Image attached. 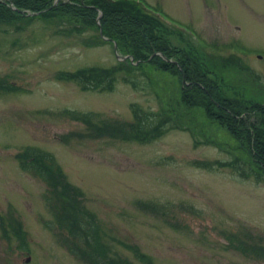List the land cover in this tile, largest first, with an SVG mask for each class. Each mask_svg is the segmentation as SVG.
Instances as JSON below:
<instances>
[{
    "label": "rangeland",
    "instance_id": "374dc122",
    "mask_svg": "<svg viewBox=\"0 0 264 264\" xmlns=\"http://www.w3.org/2000/svg\"><path fill=\"white\" fill-rule=\"evenodd\" d=\"M145 1L207 54L238 53L250 68L244 81L264 86V0ZM109 37L102 25L65 15L0 22V79L16 86H0V264H89L66 244L72 239L46 199V182L19 164L28 145L48 152L82 189L112 253L135 264H144L135 246L156 264H264V176L251 171L225 127L206 130L200 116L195 122L181 109L180 126L148 142L97 130L132 119L133 103L149 110L176 104L179 90L171 92L181 83L176 71L160 76L147 64L137 74L149 73L153 86L141 75L138 86L120 75L112 91L84 90L61 76L121 60ZM224 70L239 83L238 72Z\"/></svg>",
    "mask_w": 264,
    "mask_h": 264
},
{
    "label": "trees",
    "instance_id": "16d2710c",
    "mask_svg": "<svg viewBox=\"0 0 264 264\" xmlns=\"http://www.w3.org/2000/svg\"><path fill=\"white\" fill-rule=\"evenodd\" d=\"M21 8H29L34 13L20 11ZM60 15L71 17L72 22L85 20L95 26L102 25L104 33L117 42L118 49L125 51L122 54L133 56V59L128 56L109 66L84 65L62 73L61 76L76 81L81 89L112 91L120 75L134 86L139 84L135 76L141 75L145 87L153 86L149 73L137 74L144 64L149 70L160 71V76L171 71L180 76L181 83L171 92L176 95L179 90L174 100L176 104L165 103L158 110H149L133 103L132 119L106 121L97 130L148 142L168 129L180 126L177 110H189L195 122H199L200 116V125L206 130L213 123L225 127L238 142L239 155L247 159L251 171L259 177L264 176V86L259 81H256L259 84L244 81L250 68L241 63L240 55L232 53L227 57L202 52L136 0H59L57 4L54 0H0V22ZM172 36L182 44L174 43ZM224 69L238 72L235 78L239 83L226 79ZM0 86L16 87L3 79H0ZM81 118L91 122L88 117ZM17 158L21 167L33 171L46 182L49 191L46 199L53 207L58 223L72 239L66 241L72 252L89 264H135L131 258L111 252L110 246L102 240L95 214L84 203V192L68 180L48 152L28 145L17 153ZM150 206L154 205L150 203ZM12 226L16 235L25 241L22 223L14 221ZM239 246L250 247L241 243ZM259 248L264 254V247ZM134 249L144 264H156L150 255L136 246Z\"/></svg>",
    "mask_w": 264,
    "mask_h": 264
},
{
    "label": "water",
    "instance_id": "95a60500",
    "mask_svg": "<svg viewBox=\"0 0 264 264\" xmlns=\"http://www.w3.org/2000/svg\"><path fill=\"white\" fill-rule=\"evenodd\" d=\"M98 19V21H99V17L97 18ZM116 53H117V56L121 59H123V58H125L127 55H121L119 52H118V50H117V43H116Z\"/></svg>",
    "mask_w": 264,
    "mask_h": 264
}]
</instances>
